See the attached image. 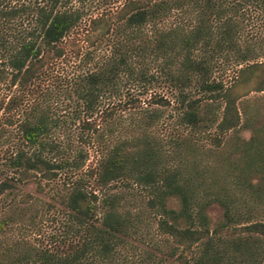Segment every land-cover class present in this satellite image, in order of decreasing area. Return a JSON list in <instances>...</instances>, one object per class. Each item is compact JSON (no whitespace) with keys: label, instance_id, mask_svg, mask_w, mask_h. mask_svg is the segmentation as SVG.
Returning <instances> with one entry per match:
<instances>
[{"label":"trees","instance_id":"obj_1","mask_svg":"<svg viewBox=\"0 0 264 264\" xmlns=\"http://www.w3.org/2000/svg\"><path fill=\"white\" fill-rule=\"evenodd\" d=\"M98 1L0 0V80L24 87L38 78L64 53L63 37ZM243 1L264 12V0ZM239 2L122 0L113 8L89 14L85 37L105 47L95 57L86 51L83 55L94 57L93 63L70 76L71 90L86 114L80 125L90 129L86 139L95 132L102 136V127L92 115L104 118L111 113L116 100L109 106L103 102L118 94L122 79L140 87L151 79L167 81L174 90L177 124L198 130L214 125L219 134L234 130L222 143L214 137L216 146L209 149V160L200 157L197 145L188 140L177 143L174 163L151 138H128L98 147L94 164L84 170L101 187L115 181L155 187L149 202L157 207L158 230L180 247L178 257L187 264H262L264 260V117L260 118L264 98L250 108L236 105L249 91H264V54L241 65L253 55L248 48L240 49L235 23L225 12ZM176 9L186 22L159 26ZM230 55L240 64L235 78L254 77L240 92L237 85L247 79L225 83L211 75L218 60ZM137 100L128 97L127 106L134 107ZM148 102L163 105L168 99L150 93ZM144 110L150 118L162 114L157 107ZM55 125L45 111H29L19 120L21 145L7 157L11 174L0 179V194L36 172L50 179L59 171L85 164V149L65 154L53 139ZM242 130L248 134L243 136ZM84 179L70 180L62 199L76 239L61 249L33 243L1 248L0 264H118L128 217L118 209L115 193L107 190L98 200ZM214 207L219 211L212 216L209 210ZM258 211L262 218L256 217ZM4 224L0 218V231ZM184 250L190 251L189 257ZM162 261L157 264H175Z\"/></svg>","mask_w":264,"mask_h":264},{"label":"rangeland","instance_id":"obj_2","mask_svg":"<svg viewBox=\"0 0 264 264\" xmlns=\"http://www.w3.org/2000/svg\"><path fill=\"white\" fill-rule=\"evenodd\" d=\"M121 1L99 0L92 3L78 26L63 37L64 53L49 63L45 72L38 78L24 87L11 85L7 79L0 80V179L11 174L6 166L7 157L16 145H21L16 127L19 120L29 111H45L50 115L56 123L51 129V136L64 148L65 154L68 152L72 154L75 148L85 149L87 153L85 164L78 169L59 171L50 179L36 172L30 178L15 181L13 187L5 189L0 194V218L5 221L0 231V249L8 247L12 250L18 243H33L61 249L66 247L68 241L76 239L74 223L69 220L62 199L70 180L80 176L85 178L83 181L86 188L92 189L98 200L107 190L115 193L118 197V209L128 217V233L122 236L118 264H157L160 260L187 264L178 257L180 247L176 246L168 235L158 230L157 207L149 202L154 195L155 187L152 189L131 181L127 183L115 181L101 187L95 184L93 177L85 174L84 170L87 165L94 164L98 156V147L128 138H151L161 146L160 150L169 152L168 157H172L174 163L177 161L179 147L177 143L188 140L197 145L200 157L209 160L211 158L209 149L216 146L214 137L218 136L219 142L222 143L234 130L229 129L219 134L214 130V125L198 130L177 124L174 114V90L167 81L151 79L140 87L130 79H122L118 94L106 98L103 102V106H109L111 101L116 100L113 109H109L111 113L104 118L92 115L98 128L102 127V136L100 138L95 136V132L92 137L86 139L85 133L90 129L80 125L86 114L71 90L70 76L91 66L95 55L105 47L103 42L98 44L95 41L91 44L90 39L93 38L85 37L88 30L87 16L104 8H113ZM239 1V4L230 3L229 5L233 7L225 12L230 14L232 22L235 23L240 49L248 48L253 55L241 63L244 65L262 59L264 54V12L255 4ZM175 21L186 22L185 15L179 9L173 10L158 24L166 27ZM86 51H92L94 57L84 56ZM238 66L240 64L235 63L233 56H227L226 59L222 57L211 75L225 83L231 79H247L237 85L236 89L240 92L252 84L254 77L251 75L246 78L242 75L235 78ZM150 93L162 95L168 102L163 105L148 102ZM130 96L138 99L133 101L134 107L127 106L130 104L126 99ZM263 98L264 91H249L236 100V105L238 109L245 105L250 108L254 102L263 101ZM123 102L126 106H123ZM151 107H157L162 111L159 118H150L144 112V109ZM260 110V118H263L264 105ZM87 119L92 120L91 117ZM240 133L246 136L248 131L242 130ZM218 211L216 207L209 210L212 216ZM256 213V217H263L260 211ZM170 249L172 253L169 252ZM184 254L189 257L191 253L184 250Z\"/></svg>","mask_w":264,"mask_h":264}]
</instances>
